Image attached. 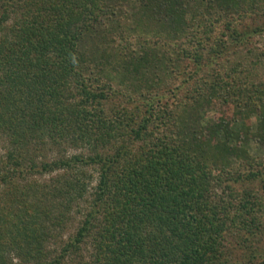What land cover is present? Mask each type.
<instances>
[{
    "label": "trees",
    "instance_id": "trees-1",
    "mask_svg": "<svg viewBox=\"0 0 264 264\" xmlns=\"http://www.w3.org/2000/svg\"><path fill=\"white\" fill-rule=\"evenodd\" d=\"M116 10L109 0H0V136L12 167L0 188L31 171L57 175L0 190V264H264V248L250 247L264 233V199L245 187L264 165L243 146H264V53L251 45L232 53L243 63L214 70L188 50L200 25L203 49L226 55L223 20L264 14V0H140L132 27ZM131 31L173 40L196 70L182 74L164 47L125 55L113 36ZM90 37L107 44L96 61L84 50ZM150 66L180 83L159 76L135 102L125 81ZM116 95L122 104L109 112ZM207 110L217 117L204 124ZM46 149L56 155L36 161ZM230 238L250 253L233 256Z\"/></svg>",
    "mask_w": 264,
    "mask_h": 264
},
{
    "label": "rangeland",
    "instance_id": "rangeland-1",
    "mask_svg": "<svg viewBox=\"0 0 264 264\" xmlns=\"http://www.w3.org/2000/svg\"><path fill=\"white\" fill-rule=\"evenodd\" d=\"M109 2L112 4L113 7L117 8L116 10L117 12H119L120 10L122 11V14H123L122 23H128L132 27V25L134 24L135 18L128 19V17H131V15H134L135 17L136 9H137V13L139 12L138 8H139L140 0H109ZM203 5L205 6V3ZM203 9L206 11V8L203 7ZM191 18L192 17L188 15L187 19L190 20ZM210 20L213 21L212 18H210ZM223 22H225L227 26H229V28L221 25V27L219 28V31H220L219 33L221 35H218L217 39H219L221 42L225 41L226 46H227V49L225 50L226 55H223L222 57L220 55L214 56L210 54L208 50L203 49V45L205 41L202 42V38H203L202 32L204 30H202V27H200V25L197 26L198 27L197 30L195 31V33L192 34V38H193L192 42L194 43V45L188 47L190 54H193L192 52L193 49H197L200 55L204 53V60H205L204 62L209 64V65L207 64L209 68H212L214 70H219L221 63L225 64V66L229 62H230L229 65L231 64V62L232 63H238V62L243 63L245 61L243 59L244 57L243 58L239 57V59H236L234 58V56H232V53L237 52L238 50L241 51L244 48L246 49V47L251 48V45L255 49H257V51L260 54L264 53V14L255 15L251 18H246V19L241 18V20L239 21H238V18H234V19L225 18ZM221 31L223 34L221 33ZM235 33L238 34L240 37L237 38V36L235 35L234 36L235 38L233 39L232 36ZM127 36H128V39L124 35L125 38L121 40H120V37L113 36V39L116 42L115 43L116 45H117V42H120V41L121 43H123L124 45L123 47H125L124 49L118 45L117 47H118V50L124 53L125 55L129 54L130 51L135 52L136 55H140L146 47H151L152 49L157 50V51H160L162 47H164L165 51H169L171 53V55L169 56L170 59L171 57L178 59L179 70L181 71L182 74L183 72L188 73L191 70H196V63H195L196 59L194 58L184 59L183 55L181 56L178 54L177 55L173 54V50L176 52V49H179L177 47V44L174 43L173 40L169 41L166 38L155 37L154 35L143 37L140 33L135 32L133 34L132 31L131 33L127 34ZM235 39H238V40H235ZM240 41H242L241 42L242 45L239 46L238 42ZM206 47L207 46L205 45V48ZM106 48H107V44L103 43V38L90 37L85 42L84 50L87 52V55L91 59H93V61H96L97 59H100L102 51ZM112 52L114 53V57L116 54H118V52H114V51ZM112 52H110V54H112ZM190 56L193 57L192 55ZM181 58L184 59L185 61L181 62ZM162 70L163 68H161L160 66H150L146 70L142 71L138 77H135V78L129 77V79H126L125 81L126 83L124 86L125 89L123 88L124 93L133 92L134 94H136L134 101L138 102V101H141V98H139L141 94L149 93L148 92L149 83L152 81H156L157 77L159 76L161 80L168 82L169 87H174L175 85L180 83L179 79L177 80L175 78H172L170 80L169 77H166V76L164 77L162 74L163 73ZM180 79H182V81L185 82L187 80V77L182 75ZM182 95H186V91L182 92ZM119 97H121V95H116V97H112V99H109V101H106L105 107L109 112H111V109H114V107H116L117 105L122 104V101H121L122 98H119ZM165 102L168 103V109L170 111L173 109H176L173 106L172 100L169 99V96H166L164 99H162L161 104H166ZM202 115L204 116V124H207L211 120H214L215 117H217L216 112L212 110H207ZM183 116L186 117L190 122L193 120L192 116L190 117L188 114L184 112H183ZM251 119H252L251 122L253 124L252 127L255 129L258 124V118L253 116ZM173 120L175 121L176 117L175 119L173 118ZM240 127L241 125L238 123H235V125H233V129H235L236 131L237 130L239 131ZM9 139H10L9 136H0V170L5 171V172L12 169V167H10L9 161L4 160L5 153L7 152L8 147H9L8 146ZM243 146L248 150L249 154L251 155L253 159L259 162H263V165H264V146L260 145L255 140H251L248 144L243 145ZM38 153L39 154H37V156L39 157L36 159V161L40 160L41 157H44L45 155H46V158L48 157L49 159H52V157L56 155L55 151L52 152L49 149H46L45 151L38 152ZM42 153L44 156H42ZM74 153L77 154L78 152L70 149L67 155L70 156ZM259 169L261 171H264L260 166H259ZM254 170L257 171V168H255ZM36 174L37 173L34 171H31V173H28V174L24 173L20 177H15L14 181L11 180L9 185L5 186V188L1 187L0 190L2 193H6L7 191L10 192L11 187L13 188V186H16L17 183H18L17 187H20L21 189L24 188L26 190L29 187V184H31L33 181L35 183H38V186H41V185L44 186L43 185L44 183H49L52 179L57 178L56 173L42 174L40 178L35 177ZM48 185H53V184H48ZM245 187L248 189L250 188L253 189L255 193H258L264 199V175L261 177L259 176L254 181H249L247 185H245ZM39 191L42 192L41 188L39 189ZM20 203L25 205L23 201H21ZM30 205L31 204H28L25 207H30ZM86 206L87 204L84 203V206H83V209L85 210L84 212H86L88 209ZM263 207H264V202H263ZM81 218L82 216H79L78 214L74 216V218L72 219V223L68 226V229L66 230V232L63 233L65 238L69 237V235L72 234V230L74 229V227H76V225L78 224ZM230 241L231 242L229 245V249L230 251H232L231 254L233 256L248 255L250 253V251L245 248V245L243 243V238H236V239L230 238ZM250 247L252 249L255 247H259L260 250L264 248V233L259 234L255 238L251 237Z\"/></svg>",
    "mask_w": 264,
    "mask_h": 264
}]
</instances>
